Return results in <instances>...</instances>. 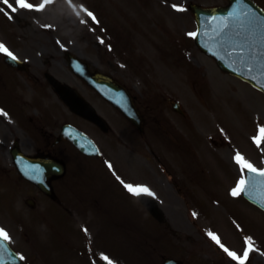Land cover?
Masks as SVG:
<instances>
[{
  "label": "rangeland",
  "instance_id": "374dc122",
  "mask_svg": "<svg viewBox=\"0 0 264 264\" xmlns=\"http://www.w3.org/2000/svg\"><path fill=\"white\" fill-rule=\"evenodd\" d=\"M73 1L92 8V14L100 17L97 25L82 6L67 0H25L31 9L8 0L0 11V44L30 66L26 74L0 69V103L12 110H0V223L6 224L0 229L11 234L19 252L16 245L26 241L21 230L38 227L37 237L45 240L34 237V248L20 247L24 264H78L82 258L76 256L85 250L90 258L92 247L107 250L112 255L111 260L106 258L116 264H162L166 257L181 264L237 263L209 232L242 259L249 240L256 250L264 251V214L243 197L230 194L243 178L234 160L237 153L263 169L264 140L259 149L251 143L264 127V99L248 85L219 72L188 35L195 32L189 4L212 7L226 0ZM257 1L264 6V0ZM9 5L17 11L13 13ZM173 5L185 10L177 11ZM67 51L124 84L145 116L146 128L140 134L129 127L126 139L118 129L114 136L96 134L102 160L85 161L71 147H58L56 152L67 165L65 183L55 184L60 202L54 207L20 181L21 198L32 195L40 204L34 211L21 206L31 215H21L23 228L20 221H6L3 214L15 206L13 187L7 181L17 179L4 151L16 142L25 153H33L37 142L15 122L25 124L32 117L28 128L41 134V129L58 133L60 125L71 120L60 101L48 95L45 73L75 86L86 99H94L66 71ZM44 90L47 95H41ZM40 99H48V107ZM174 101L184 115L172 110ZM14 106L21 110L19 116ZM109 141L115 144L114 150L108 147ZM151 147L159 163L148 152ZM113 157L112 171L117 174L102 171L100 167L111 164ZM125 183L147 186L154 195L137 199ZM142 197L152 205L143 203ZM76 218L85 225V234ZM49 242L57 244L46 247ZM82 261L92 264L86 254ZM246 262L264 264V258L254 252Z\"/></svg>",
  "mask_w": 264,
  "mask_h": 264
},
{
  "label": "water",
  "instance_id": "95a60500",
  "mask_svg": "<svg viewBox=\"0 0 264 264\" xmlns=\"http://www.w3.org/2000/svg\"><path fill=\"white\" fill-rule=\"evenodd\" d=\"M230 7L228 9H211L204 10L193 7L195 21L198 26V35L196 42L209 55L213 56L218 66L226 72L235 74L244 80H254L264 87V37L258 34L247 32L239 24L233 22L232 31L230 33L231 41L237 45L235 51L245 55V61L241 62L237 55L229 57L226 55L223 48L220 46V37L217 35L216 29L220 24L219 18L227 17L234 9L241 7L237 0H229ZM243 7L250 8L257 17L260 18L259 27L264 24V17L259 13V10L253 3L248 0H243ZM216 17L217 19H213ZM243 45V48L239 47ZM229 51H232L231 45H227ZM93 80H98V77L92 76ZM87 79V76L85 77ZM262 88V87H261ZM263 89V88H262ZM260 181L248 189L246 196L264 208V178L259 177ZM18 260L11 255L10 252L0 250V264H16ZM165 264H175L172 261H165Z\"/></svg>",
  "mask_w": 264,
  "mask_h": 264
},
{
  "label": "snow or ice",
  "instance_id": "6c2138e0",
  "mask_svg": "<svg viewBox=\"0 0 264 264\" xmlns=\"http://www.w3.org/2000/svg\"><path fill=\"white\" fill-rule=\"evenodd\" d=\"M2 2L4 4H8V0H2ZM19 7L22 9H31L33 6L30 3H25V0H17ZM237 3L239 5H241L240 8L238 9H234L232 12H230L228 14L227 17H221L219 18L220 20V24L218 25L216 32L217 35L220 37V46L221 48L224 49L226 55H228L229 57L237 55L240 59L241 62L245 61V55L243 53H237L235 51L237 45H235L230 38V33L232 31V27H233V22L235 24H239L241 27L245 28L247 30V32L252 33L255 32L260 24V18L256 16L255 13L252 12V10L250 8H244L243 7V0H237ZM175 10L177 11H184L185 9H183L181 6L178 5H173L172 6ZM9 8L11 9V11L14 13L17 11V9L15 7H12L11 5H9ZM0 11H2V9H0ZM89 17H91L93 20H95L94 15L89 12ZM213 19H217L216 17H213ZM189 36L192 37H196L198 35V33L196 32H192L188 34ZM227 45H231L232 47V51L228 50V47H226ZM239 47L243 48V45H239ZM0 53H3L5 55H7L9 58H11L12 60H16L17 58L7 49V47L3 44H0ZM2 114V113H0ZM259 135L254 137V142L259 146L260 143L262 142V140H264V127H261L259 130ZM235 162L240 166L241 171L243 172L244 170H246L248 173L254 174L251 180V183L253 186H255L256 184V180L255 177H262L264 178V169H258L257 167H255L252 163L248 162L242 155H240L239 153L236 154V156L234 157ZM108 167L111 168L112 165L109 163ZM250 182L244 178H241L236 187L233 188L231 190V195L233 197H237L240 196L242 193H245L246 186L249 184ZM125 187V189L129 192V194L134 195V196H141V195H146V196H153V192L147 187V186H133L131 184H127L125 183L123 185ZM195 215V213L193 214ZM208 236L217 244L219 245L221 248H223V250L227 253V255L229 257H231V259L233 261H239V264H245V261L248 258L249 252L246 250L243 253V259L237 255V253L230 251L229 249H227L226 247H224V245L221 243L220 238L213 234L212 232L208 233ZM0 239H3L5 241H7L9 239L8 234L3 230L0 229ZM248 247L251 248V241H247ZM21 259L23 260L24 258L21 257ZM107 259V258H105Z\"/></svg>",
  "mask_w": 264,
  "mask_h": 264
}]
</instances>
